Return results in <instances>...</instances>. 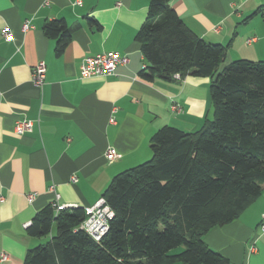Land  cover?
Returning <instances> with one entry per match:
<instances>
[{
	"label": "crops",
	"instance_id": "1",
	"mask_svg": "<svg viewBox=\"0 0 264 264\" xmlns=\"http://www.w3.org/2000/svg\"><path fill=\"white\" fill-rule=\"evenodd\" d=\"M170 5L200 39L224 46V59L264 61V21L256 13L264 0ZM148 6L149 0H0V255H7L0 264H23L28 250L41 244L23 227L40 210L54 201L67 209L91 207L114 176L148 161L158 129L193 132L212 119L209 78L140 76L145 61L135 36ZM57 20L70 32L60 55L58 38L43 32ZM25 22L30 28L22 31ZM103 52L129 61L112 76L80 79L83 59ZM39 62L46 72L36 87L31 71ZM174 103L180 112L170 110ZM18 119L33 121L32 130L17 134ZM108 148L120 157L107 161ZM263 215L264 189L236 219L211 228L204 243L230 264H264ZM253 241L256 251L249 253Z\"/></svg>",
	"mask_w": 264,
	"mask_h": 264
},
{
	"label": "trees",
	"instance_id": "2",
	"mask_svg": "<svg viewBox=\"0 0 264 264\" xmlns=\"http://www.w3.org/2000/svg\"><path fill=\"white\" fill-rule=\"evenodd\" d=\"M171 2L149 0L135 36L145 61L140 76L209 78L212 119L193 132L163 126L151 137V158L112 178L102 196L114 217L99 242L78 228L85 209L40 210L27 231L46 242L28 250L23 264H230L203 238L264 189V61L219 69L226 48L194 34ZM256 13L264 21V8ZM43 32L58 38L60 55L70 39L66 24L47 22Z\"/></svg>",
	"mask_w": 264,
	"mask_h": 264
},
{
	"label": "built area",
	"instance_id": "3",
	"mask_svg": "<svg viewBox=\"0 0 264 264\" xmlns=\"http://www.w3.org/2000/svg\"><path fill=\"white\" fill-rule=\"evenodd\" d=\"M82 0H74V4H81ZM30 28L28 22L23 23L22 31H26ZM2 37L6 41L12 39V34L6 28L1 31ZM247 42H250L248 40ZM128 58L126 56L120 55L116 52H103L96 55L87 56L83 59L79 77L80 79L91 78V77H107L115 74V70L119 65H126L128 63ZM145 66H143L144 68ZM46 67L44 62L37 63L31 71V82L36 87H41L45 79ZM172 78L181 80V76L178 73H175ZM170 110L172 112H180V105L174 103L171 105ZM110 122H114L113 118H110ZM33 127V121L26 119H18L14 124V131L21 135L26 132H30ZM105 159L109 162L120 157L115 150L108 148L106 154L104 155ZM75 177H72V181H75ZM33 195H28V199H32ZM51 207L54 209L55 213L66 209V205H60L56 201L51 204ZM86 217L79 225V230L85 232L93 240L99 242L102 237L107 233L109 228V222L114 217V212L111 207L107 204L105 198L100 197L91 207L85 209ZM31 222L25 223L24 228H27ZM260 231L264 233V215L263 221L260 224ZM249 253H254L256 251L255 241H253L248 248ZM7 259V255H0V261Z\"/></svg>",
	"mask_w": 264,
	"mask_h": 264
},
{
	"label": "rangeland",
	"instance_id": "4",
	"mask_svg": "<svg viewBox=\"0 0 264 264\" xmlns=\"http://www.w3.org/2000/svg\"><path fill=\"white\" fill-rule=\"evenodd\" d=\"M231 62H233V60H230L229 61V59H224L223 61H222V63H221V65H220V68L219 69H223L224 67H226L228 64H230ZM46 242V239H44V238H42L41 239V243H45ZM181 250H183V248L182 247H179V248H177V249H174L173 251H172V253H178V252H180Z\"/></svg>",
	"mask_w": 264,
	"mask_h": 264
}]
</instances>
